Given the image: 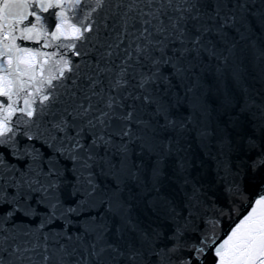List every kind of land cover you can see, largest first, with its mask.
Returning <instances> with one entry per match:
<instances>
[{
	"label": "snow or ice",
	"instance_id": "obj_1",
	"mask_svg": "<svg viewBox=\"0 0 264 264\" xmlns=\"http://www.w3.org/2000/svg\"><path fill=\"white\" fill-rule=\"evenodd\" d=\"M0 264H264V0H0Z\"/></svg>",
	"mask_w": 264,
	"mask_h": 264
},
{
	"label": "water",
	"instance_id": "obj_2",
	"mask_svg": "<svg viewBox=\"0 0 264 264\" xmlns=\"http://www.w3.org/2000/svg\"><path fill=\"white\" fill-rule=\"evenodd\" d=\"M45 15H46V14H45ZM32 46L35 47L36 45H32ZM49 51H50V49H49ZM256 70L258 71V69H256ZM249 80H250V82L255 83V81H252L251 78H249ZM235 90H236L237 92H239V91H240V86L237 85V86L235 87ZM245 98H246V97H245ZM241 103H243V99H241ZM190 149H191V151H192L193 153H197V154L199 155V158H201V159H207V157L205 156V152H206V150L201 148V145L199 144V141L197 140V138H196V134H195V133H193L192 136H191V138H190ZM248 198H249V199L253 198L251 193L249 194V197H248ZM243 212H244V209L242 208V209H241V214H243ZM230 224H231V221H227V220H226V221L223 223V228H224V229H227V227H228Z\"/></svg>",
	"mask_w": 264,
	"mask_h": 264
}]
</instances>
